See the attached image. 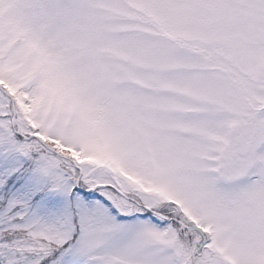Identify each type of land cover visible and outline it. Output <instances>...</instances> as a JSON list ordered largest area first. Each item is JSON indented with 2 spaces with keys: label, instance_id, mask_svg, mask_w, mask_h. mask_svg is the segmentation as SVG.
<instances>
[{
  "label": "rangeland",
  "instance_id": "rangeland-1",
  "mask_svg": "<svg viewBox=\"0 0 264 264\" xmlns=\"http://www.w3.org/2000/svg\"><path fill=\"white\" fill-rule=\"evenodd\" d=\"M0 78L30 86L29 115L92 156L19 138L41 132L17 95L14 134L0 88V199L27 171L6 232H29L41 259L69 244L46 264H192L202 248L179 219L229 264H264V0H0ZM59 153L82 187L112 180L168 219H119L110 207L145 209L108 189L84 200Z\"/></svg>",
  "mask_w": 264,
  "mask_h": 264
},
{
  "label": "trees",
  "instance_id": "trees-1",
  "mask_svg": "<svg viewBox=\"0 0 264 264\" xmlns=\"http://www.w3.org/2000/svg\"><path fill=\"white\" fill-rule=\"evenodd\" d=\"M17 95H18L17 92L13 94L15 98ZM22 103H24L23 100H22ZM26 103L23 104V107ZM27 113H28V109L24 107V114H27ZM33 119L34 117L30 116V117H27L26 120L28 121L29 124H32L31 121ZM44 140L45 142H47L48 144L52 146L53 145L57 146L55 143H53L47 138H44ZM38 145L40 146L39 148L41 149V151H44L47 153L48 149L45 146H42L40 144ZM31 154L34 157L37 154L36 159H39L45 156L42 152H39V150L38 151L32 150ZM60 165H64V164L60 163ZM18 173H19L18 170L12 173L13 175H11L10 179L14 178V176L17 175ZM5 191H6L5 196H3L0 199V264H35L37 262L40 264L42 261L45 260L48 254L45 256V258L41 259L37 255L39 254L38 251L36 252L34 248L33 250H30L29 245L30 244L33 245L31 241L34 238L31 237V234H28L29 232L25 231L29 238H25L24 232L22 234L20 232L19 235L18 233L6 232V230H8L7 227L11 224V222L9 221V216L13 220L12 223L14 224L19 223V217L17 215H14V216L12 215L13 212L14 213L16 212V210L18 209V206H13L9 211L3 212L2 206L4 203L7 202V195L9 193V190L5 189ZM5 191L3 190L2 192H5ZM15 227H18V226L15 225Z\"/></svg>",
  "mask_w": 264,
  "mask_h": 264
},
{
  "label": "water",
  "instance_id": "water-1",
  "mask_svg": "<svg viewBox=\"0 0 264 264\" xmlns=\"http://www.w3.org/2000/svg\"><path fill=\"white\" fill-rule=\"evenodd\" d=\"M18 133V131H16Z\"/></svg>",
  "mask_w": 264,
  "mask_h": 264
}]
</instances>
